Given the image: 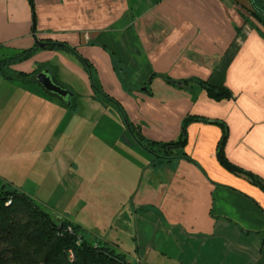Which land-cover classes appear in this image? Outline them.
I'll use <instances>...</instances> for the list:
<instances>
[{
	"label": "crops",
	"instance_id": "crops-1",
	"mask_svg": "<svg viewBox=\"0 0 264 264\" xmlns=\"http://www.w3.org/2000/svg\"><path fill=\"white\" fill-rule=\"evenodd\" d=\"M250 4V0H0V64L39 40L71 47L39 50L29 59L7 63V77L0 70V88L33 90L29 99L0 100L3 112L13 107V135L34 133L48 136L52 143L59 130L67 128L70 138L75 137L80 129L78 123L75 128L76 118L83 122L88 117L83 102L87 99L60 70L66 68L80 79L88 90V104L102 100L94 96L90 74L78 54L89 60L102 89L121 103L148 139L176 141L184 121L194 119L187 126L185 147L192 161L183 157L158 161L142 149L150 156L148 172L131 197L132 205L124 209L125 218L133 221L117 223L121 234L127 227L132 234L134 228L128 252L113 238L94 234L117 250L124 249L133 262L264 264V190L220 164L217 147L224 129L204 120L223 122L228 159L264 180V28L246 21ZM43 70L72 94L62 99L45 90L36 80ZM161 75L197 83L177 87ZM201 81L228 89L231 97L213 100ZM109 103L122 117L121 110ZM118 138L123 143L120 149L136 152L126 131H118ZM0 180L29 194L14 180H3L1 174Z\"/></svg>",
	"mask_w": 264,
	"mask_h": 264
},
{
	"label": "rangeland",
	"instance_id": "rangeland-1",
	"mask_svg": "<svg viewBox=\"0 0 264 264\" xmlns=\"http://www.w3.org/2000/svg\"><path fill=\"white\" fill-rule=\"evenodd\" d=\"M59 74L76 84L89 99L88 90L82 88L76 75L66 68ZM6 87L0 88V100L15 101L33 96L29 88ZM86 101H83L84 113L88 117L83 122L76 118L75 128L80 124V129L75 131V137L71 139L67 128H62L52 143L48 136L38 137L34 133L13 135V107H6L5 112L4 107H0V174L3 180H14L53 215L78 222L101 238L111 237L125 249H119L120 252H128V246L134 242V228L132 234L129 227L127 233L121 234L117 223L130 225L133 221L125 218L128 213L124 209L132 205L131 197L148 172L150 156L139 144L138 147L114 106L103 99L100 103ZM67 113L70 112H60V115ZM123 130L137 147L136 152L120 149L123 143L118 131ZM125 238L128 240L124 241Z\"/></svg>",
	"mask_w": 264,
	"mask_h": 264
},
{
	"label": "trees",
	"instance_id": "trees-1",
	"mask_svg": "<svg viewBox=\"0 0 264 264\" xmlns=\"http://www.w3.org/2000/svg\"><path fill=\"white\" fill-rule=\"evenodd\" d=\"M256 4L264 10V0H255ZM251 2V1H250ZM249 14L246 21L254 26L264 27V16L254 9L252 4L247 7ZM255 18L254 21H251ZM44 40V39H43ZM71 48L66 42L38 41L35 47L23 50L17 57H13L0 64L2 75L8 76L4 70L7 63H15L34 56L39 50H55L56 48ZM79 59L87 67L90 74L96 98L104 99L117 106L128 121L132 136L136 142L156 160H171L183 157L190 161L185 152L187 144L186 130L191 118L184 121L182 135L176 141L157 142L148 139L141 132L139 126L132 123L121 103L104 91L96 80L93 66L88 59L78 54ZM4 71V72H3ZM26 76H30L26 74ZM167 82L174 86L189 88L197 80L186 79L177 81L169 76L161 75ZM201 84L210 98L215 101L229 99L231 93L228 89L216 87L208 81ZM148 93L151 94L149 90ZM221 125L224 129L223 135L217 147V158L222 166L236 174L246 175L255 185L264 190V180L254 173L248 172L234 165L225 153V145L228 139L226 125L218 120L210 121ZM12 198V203L7 204V199ZM0 264H141L133 262L128 256L117 250L110 243H105L94 234L90 233L81 224L60 216L53 215L45 207L35 201L33 197L24 191L4 184L0 180Z\"/></svg>",
	"mask_w": 264,
	"mask_h": 264
},
{
	"label": "water",
	"instance_id": "water-1",
	"mask_svg": "<svg viewBox=\"0 0 264 264\" xmlns=\"http://www.w3.org/2000/svg\"><path fill=\"white\" fill-rule=\"evenodd\" d=\"M250 1L254 9L257 10L262 16H264V10L261 9L256 4V1L255 0H250ZM36 80L45 90L58 95L62 99H67L68 96L72 94L70 90L62 87L56 82L54 77L50 74L49 70H43L42 72L38 73L36 75ZM122 117H123L124 123L127 125V127L129 128V131L131 132L127 119L124 117V115Z\"/></svg>",
	"mask_w": 264,
	"mask_h": 264
},
{
	"label": "built area",
	"instance_id": "built-area-1",
	"mask_svg": "<svg viewBox=\"0 0 264 264\" xmlns=\"http://www.w3.org/2000/svg\"><path fill=\"white\" fill-rule=\"evenodd\" d=\"M7 204H11L12 203V198H9V199H7Z\"/></svg>",
	"mask_w": 264,
	"mask_h": 264
}]
</instances>
